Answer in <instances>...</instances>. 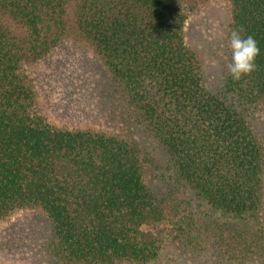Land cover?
<instances>
[{
	"label": "trees",
	"instance_id": "trees-1",
	"mask_svg": "<svg viewBox=\"0 0 264 264\" xmlns=\"http://www.w3.org/2000/svg\"><path fill=\"white\" fill-rule=\"evenodd\" d=\"M214 1L228 10L227 41L243 26L260 55L250 76L234 81L227 69L211 92L186 29ZM69 43L103 68L96 118L111 131L54 124L38 111L35 67ZM257 112L264 0H0V227L35 212L48 230L33 248L27 224L7 227L0 252L10 260L0 264H28L33 252L46 264H182L176 254L188 264H264ZM136 128L190 198L154 193L158 161ZM168 246L176 254L165 258Z\"/></svg>",
	"mask_w": 264,
	"mask_h": 264
},
{
	"label": "rangeland",
	"instance_id": "rangeland-1",
	"mask_svg": "<svg viewBox=\"0 0 264 264\" xmlns=\"http://www.w3.org/2000/svg\"><path fill=\"white\" fill-rule=\"evenodd\" d=\"M228 21L226 6L220 1H214L194 14L187 24V41L202 60L205 83L211 92L219 90L227 64L231 62V49L226 39ZM35 75L38 91L37 108L49 122L72 128L93 127L113 130V126L107 127L103 124L105 115H100V120L96 118L98 108L95 109L97 105L94 92L95 85L103 77V68L87 49L72 43L64 45L35 67ZM254 117L255 135L264 143V112H257ZM138 129L134 131L136 142L158 161V165L151 167L149 171V182L154 193L161 197L173 191L181 198H190L189 191L178 187L174 175L167 169L166 157L158 151L154 142ZM43 220L35 212L25 213L10 222L9 226L6 224L1 226L0 238L6 237L7 227L24 223L29 226L27 231L29 238L33 236L35 238L32 241L35 246L33 248H38L48 237V234H45L48 230ZM17 231L19 230L14 229L11 232ZM35 253L30 254L28 264H46L47 261L40 257L36 258ZM165 253H167L165 258H168L169 255H175L176 251L172 246H168ZM176 256L182 260V264H188L186 262H191L192 259L179 257L178 254ZM8 260L10 258L1 251L0 262L8 263Z\"/></svg>",
	"mask_w": 264,
	"mask_h": 264
},
{
	"label": "clouds",
	"instance_id": "clouds-1",
	"mask_svg": "<svg viewBox=\"0 0 264 264\" xmlns=\"http://www.w3.org/2000/svg\"><path fill=\"white\" fill-rule=\"evenodd\" d=\"M243 26L233 29L229 37L231 62L227 64L228 74L234 81L250 76L257 70L256 58L260 55L258 42L252 35H243Z\"/></svg>",
	"mask_w": 264,
	"mask_h": 264
}]
</instances>
